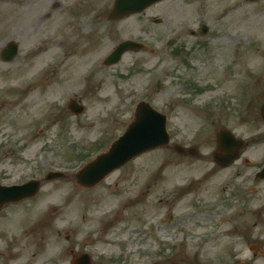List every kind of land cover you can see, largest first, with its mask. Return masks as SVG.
<instances>
[{
	"label": "rangeland",
	"instance_id": "rangeland-1",
	"mask_svg": "<svg viewBox=\"0 0 264 264\" xmlns=\"http://www.w3.org/2000/svg\"><path fill=\"white\" fill-rule=\"evenodd\" d=\"M113 1L0 0V50L10 39L20 45L12 60L0 58V181H40L36 196L0 209V264L13 255L24 264H69L70 248L89 252L93 264H197L195 256L264 264V183L253 182L243 161L224 168L213 157L227 127L251 135L245 152L257 164L264 159L256 106L245 122L237 109L231 119L226 103L240 84V99L264 93V0H164L115 18ZM125 39L156 53L132 51L105 64ZM72 97L82 113L67 107ZM140 100L167 114L171 144L194 145L198 155L160 147L93 187L81 185L79 169L126 131ZM48 170L66 175L43 178ZM189 183L192 191L177 190ZM221 197L233 199L231 209L184 223L190 203ZM166 212L173 219L162 226ZM150 226L153 236L136 244L134 232Z\"/></svg>",
	"mask_w": 264,
	"mask_h": 264
},
{
	"label": "water",
	"instance_id": "water-1",
	"mask_svg": "<svg viewBox=\"0 0 264 264\" xmlns=\"http://www.w3.org/2000/svg\"><path fill=\"white\" fill-rule=\"evenodd\" d=\"M157 0H116V4L110 17H121L127 13L140 11L148 4ZM126 43L125 45H128ZM131 46V45H129ZM122 51L120 47L114 56L113 61L118 59ZM14 52V50H13ZM166 132V117L156 112L150 105L142 104L139 106L136 119L129 125L125 134L120 137L108 153L101 155L96 161L88 164L80 173V182L86 185H94L104 178L113 169L125 164L134 156L157 145L165 144L168 141ZM228 138L227 131L223 130L219 134L220 144L223 150H227L226 143ZM239 147V146H238ZM236 147V149L238 148ZM231 148L230 150L234 149ZM235 149V150H236ZM229 150V151H230ZM227 162H224L226 164ZM61 176L60 173H51L48 178ZM39 182H32L29 185L1 187L0 186V206L12 200H19L25 196L38 191ZM36 187L30 190L32 187Z\"/></svg>",
	"mask_w": 264,
	"mask_h": 264
},
{
	"label": "flooded vegetation",
	"instance_id": "flooded-vegetation-1",
	"mask_svg": "<svg viewBox=\"0 0 264 264\" xmlns=\"http://www.w3.org/2000/svg\"><path fill=\"white\" fill-rule=\"evenodd\" d=\"M262 141L264 142V138L262 139ZM245 161H247V160L245 159ZM248 164H250V163H248ZM262 164H263V162L259 163V166H262ZM17 257L18 256H16V255H13V256L9 257L8 259H10L11 263H8V264H13Z\"/></svg>",
	"mask_w": 264,
	"mask_h": 264
},
{
	"label": "bare ground",
	"instance_id": "bare-ground-1",
	"mask_svg": "<svg viewBox=\"0 0 264 264\" xmlns=\"http://www.w3.org/2000/svg\"><path fill=\"white\" fill-rule=\"evenodd\" d=\"M50 49V48H49ZM44 50V48L41 50V52ZM49 52L46 55H49L50 53H52V51L48 50ZM40 52V53H41Z\"/></svg>",
	"mask_w": 264,
	"mask_h": 264
}]
</instances>
